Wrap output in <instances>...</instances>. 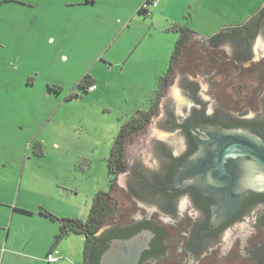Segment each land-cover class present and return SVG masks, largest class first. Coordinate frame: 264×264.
<instances>
[{"label":"rangeland","instance_id":"1","mask_svg":"<svg viewBox=\"0 0 264 264\" xmlns=\"http://www.w3.org/2000/svg\"><path fill=\"white\" fill-rule=\"evenodd\" d=\"M98 1V9L85 8V18L61 11L56 0L43 10L27 8V27L33 28L28 36L14 29L19 24L20 31L24 20L0 21V203L17 206L20 214L44 207L60 221L68 216L86 221L98 193L110 192L108 162L118 134L138 111L150 109L157 77L167 73L179 39L174 25L195 33L191 57L196 59L202 40L241 28L264 5V0H160L145 17L139 10L146 0ZM102 14L104 19L98 17ZM128 22L129 30L118 36ZM223 51L231 49L222 46L219 55ZM227 65L223 60L220 67ZM226 69L229 79L234 72ZM87 75L99 76L102 86L107 81V93L89 94L80 87ZM196 76L205 99L219 104L224 97L210 96L201 74ZM228 79L219 91L226 92ZM243 86L258 98L260 84ZM77 87L79 96H71ZM156 118L139 137L141 144L131 146L128 168L136 154L155 165L145 144L154 134ZM139 205L143 210L132 212L154 213L152 205ZM84 245L85 237L77 233L63 239L64 248L72 249L67 264H83ZM248 248L246 242L241 259L248 257Z\"/></svg>","mask_w":264,"mask_h":264},{"label":"flooded vegetation","instance_id":"2","mask_svg":"<svg viewBox=\"0 0 264 264\" xmlns=\"http://www.w3.org/2000/svg\"><path fill=\"white\" fill-rule=\"evenodd\" d=\"M225 43H229L231 51L219 55ZM193 50L194 45L185 59L177 61L160 99L164 116L158 119V127L169 133L168 140L152 138L150 147L148 142L145 144L157 159L158 167L149 168L141 156L135 155V163L118 178L123 177L126 187H121L118 180V189L111 193L110 201L118 217L108 222L109 228L104 233L152 232L154 237L143 252L140 264H264V172L253 162L226 163L236 170L239 179L242 177L241 189L231 194L244 199L239 210L225 216L217 176L219 150L215 146L218 132L259 140L264 136V5L241 29L227 32L218 40H202L201 53L196 59L191 57ZM223 60L228 64L226 68L234 72L229 79L228 70L220 67ZM192 71L195 77L201 74L210 96L225 98L221 97L214 110L208 108L203 98L201 83L191 78ZM176 75L183 96L191 101L189 106L166 96ZM226 78L229 81L226 92L219 91L227 83ZM246 83L261 85L258 98L254 91H245ZM72 96H79L78 92ZM229 103L231 109H228ZM160 109L154 117L160 115ZM148 127L129 137L127 164L129 153L133 152L131 146L141 144L139 137ZM174 137L182 141L171 143L169 140ZM198 162L204 169L191 170ZM181 178L186 179L185 184ZM139 203L152 205L154 213L147 211L142 217H130L135 207L143 210ZM246 242L248 257L241 259L240 251Z\"/></svg>","mask_w":264,"mask_h":264},{"label":"crops","instance_id":"3","mask_svg":"<svg viewBox=\"0 0 264 264\" xmlns=\"http://www.w3.org/2000/svg\"><path fill=\"white\" fill-rule=\"evenodd\" d=\"M56 1L58 2L54 6H60L61 8L58 9H61V11L64 12L67 10L72 16L77 15L82 18H85V8L96 10L98 9L97 6L99 7L98 0ZM47 5H49V0H0V21L12 20L21 22L24 20L26 25H22L20 31H18L19 24L16 25L14 29L21 35L28 36L30 29L33 28L28 29L27 27V23L30 20L31 15H28L29 12H26L25 10H27V8H32L33 6L38 10H43L47 8ZM139 5L138 7H140ZM87 14L91 15L89 13ZM99 14H101V12ZM102 15H98V17L100 19H104L106 14ZM124 20L127 19L125 18ZM129 24L130 23L128 22L126 24L127 27L125 28L121 27L119 34L117 33L118 36L129 30ZM178 25L181 24H175L174 27ZM9 28H11V25ZM49 41H53V38H50ZM88 76L91 83L94 85L95 90L90 91L88 89L87 93L97 94L101 92L102 95H105V93L108 91V82H103L104 86H102L97 82L99 81V76ZM93 78H95V80ZM158 83L159 77H157L156 81L157 85ZM78 85H80V83ZM57 88L59 89L60 87ZM151 91H153V89H151ZM75 92H78L77 89L72 91L71 96ZM44 211L49 212L48 210L44 209V207H40L33 209H23L21 211L22 214H20L17 206H10L0 203V264H49L47 258L53 249H58L62 254V260H60V262L57 264H67V262H69L68 256L72 252L71 247L65 249L63 246V240L58 244L56 243V237L61 230V222L50 218L44 213ZM63 218L65 219L62 220H77L71 216ZM58 220L60 219L58 218Z\"/></svg>","mask_w":264,"mask_h":264},{"label":"trees","instance_id":"4","mask_svg":"<svg viewBox=\"0 0 264 264\" xmlns=\"http://www.w3.org/2000/svg\"><path fill=\"white\" fill-rule=\"evenodd\" d=\"M141 14V12H139ZM243 27V26H242ZM241 27V28H242ZM238 29H231L237 31ZM178 34L179 39L175 43L174 51L170 57L167 73L160 77L158 89L152 99L151 107L148 111H138L130 121H128L116 138L112 155L108 162L110 171V193L100 192L96 196L90 210V214L86 221L82 220H58L51 213L44 211L50 218L61 222V230L56 237V243H60L65 237L71 233H77L85 237V245L83 250V264H100L102 256L109 249L110 243L115 239H129L139 233V230L131 234H121L119 231H109L99 236V232L104 228L107 222L116 216L115 206L110 201L111 193L118 189L119 175L128 168L126 158V144L133 134H139L145 131L154 118L159 108V101L168 86L171 74L175 71L176 63L185 59L189 48L193 46L195 33L187 26L178 25L173 28ZM225 34V33H224ZM223 33L215 36L212 40H218ZM79 86L90 88L94 87L87 75ZM61 88L58 92H61Z\"/></svg>","mask_w":264,"mask_h":264},{"label":"water","instance_id":"5","mask_svg":"<svg viewBox=\"0 0 264 264\" xmlns=\"http://www.w3.org/2000/svg\"><path fill=\"white\" fill-rule=\"evenodd\" d=\"M230 32V31H228ZM227 33V32H224ZM223 33V34H224ZM223 46H229V43H225ZM231 49V48H230ZM190 74L191 78L198 81L197 76L195 77V72L192 71ZM199 82V81H198ZM182 88L180 87V80L177 78L174 83L169 87L166 96H170L174 98L178 104L185 106L191 105V101H189L185 96L182 94ZM203 98L204 94H203ZM207 102V106L210 110H214V106H216L213 100L205 99ZM161 106L159 114L156 118L154 124V134L152 138H159L162 140H168L169 133L162 132L158 127V119L164 116V112ZM219 107V106H218ZM151 138V139H152ZM150 139V140H151ZM171 141L174 144H178L182 141L181 138L174 137ZM151 145L149 141V146ZM215 146L219 150V154L217 155V165H218V172L217 176L220 178L221 183V205L222 210H225V216H230L235 211L239 210L243 203L244 197H239L236 195L231 194L232 191H236L241 189L242 187V177H238L236 170L226 165L230 164L235 160L238 163L242 162H253L259 166L264 172V136L261 137V140L257 138H253L250 136L242 135V134H227L218 132L217 139L215 140ZM152 152V151H151ZM153 155V153H152ZM141 156V155H140ZM139 156V157H140ZM232 158L229 160L228 158ZM143 159V157H140ZM144 161V159H143ZM135 163V162H134ZM133 163V164H134ZM145 163V161H144ZM145 165H147L145 163ZM149 168L155 170L158 167V161L155 159V165L149 166ZM184 172L187 171V167L185 168ZM199 169L203 170V164L198 162V165L191 170ZM189 169V173L191 171ZM184 178H181L182 184H185ZM258 182H261V178H259ZM257 183V182H256ZM122 187H126L125 180L121 181ZM223 188V189H222ZM130 217L140 216L135 212H131ZM231 213V214H230ZM230 214V215H229ZM142 217V216H140ZM109 228V225L104 227L100 232L99 236H101L105 230ZM154 235L150 231H143L134 235L129 239H115L110 243L109 249L104 253L102 256L100 264H140V260L142 257L143 252L149 248L150 243L153 239Z\"/></svg>","mask_w":264,"mask_h":264},{"label":"built area","instance_id":"6","mask_svg":"<svg viewBox=\"0 0 264 264\" xmlns=\"http://www.w3.org/2000/svg\"><path fill=\"white\" fill-rule=\"evenodd\" d=\"M160 0H146L145 3L141 6L139 12L141 15L148 17L150 14V8H157L159 6ZM95 87L90 88V91H94ZM62 260V254L58 249H53L52 252L48 255L47 261L49 264H57Z\"/></svg>","mask_w":264,"mask_h":264}]
</instances>
